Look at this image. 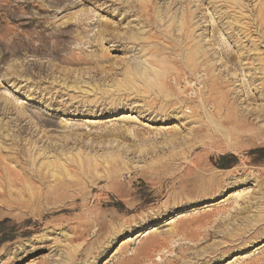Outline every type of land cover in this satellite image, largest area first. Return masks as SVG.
<instances>
[{"label": "rangeland", "instance_id": "obj_1", "mask_svg": "<svg viewBox=\"0 0 264 264\" xmlns=\"http://www.w3.org/2000/svg\"><path fill=\"white\" fill-rule=\"evenodd\" d=\"M128 1L0 0V264L264 258L257 2Z\"/></svg>", "mask_w": 264, "mask_h": 264}, {"label": "bare ground", "instance_id": "obj_2", "mask_svg": "<svg viewBox=\"0 0 264 264\" xmlns=\"http://www.w3.org/2000/svg\"><path fill=\"white\" fill-rule=\"evenodd\" d=\"M128 1V0H127ZM137 1L138 0H131V2H132V4H131V2L129 3V1H128V3H129V6L130 7H132L133 8V5L135 4V3H137ZM216 1V0H215ZM242 1V0H241ZM256 2H257V8H258V19H257V21L259 22V23H262V22H264V0H255ZM239 0H218V3H221V5L223 4L224 6H228L229 7V9H235V8H240V6H239V3H241V2H239ZM149 3H150V5H152V3H154V0H153V2H151V1H149ZM211 3V2H210ZM217 3V2H216ZM241 9V8H240ZM155 11V10H154ZM184 14V13H183ZM137 15V14H136ZM180 16H181V14H179ZM192 16V15H191ZM139 19H143V20H148L149 21V19L150 20H153V21H155V20H158L159 18H160V15L159 14H157V13H155L154 12V14H152V15H150V16H147V15H144V14H138V16H137ZM183 17V16H182ZM222 17H224V16H220V18H222ZM232 17V16H231ZM178 18V17H177ZM184 18H185V16H184ZM170 19V18H169ZM235 19V18H234ZM160 20V19H159ZM236 20V19H235ZM238 20V19H237ZM222 22V21H221ZM229 22V21H228ZM230 22H233L234 23V21H230ZM229 22V23H230ZM238 22V21H237ZM240 23V22H239ZM225 24V23H224ZM236 25H238V24H236ZM232 26V25H231ZM244 27V26H243ZM128 28V27H127ZM227 28V27H226ZM226 28L224 29L225 30V32H226ZM247 28V27H246ZM264 28V27H263ZM222 29V28H221ZM238 29V28H237ZM104 30H106V29H103V31L101 32V34L103 33V32H106V31H104ZM133 30H134V28H133ZM228 30V29H227ZM235 31V30H234ZM237 31V30H236ZM239 31V30H238ZM241 32V31H240ZM233 33V32H232ZM238 33V32H237ZM133 34V33H132ZM246 34V33H245ZM120 34H118V36H119ZM138 35H139V33H138ZM109 36H111L112 37V39L113 38H116L117 36L114 34V33H110L109 34ZM125 36H127V35H125ZM135 35H131V40H133L135 37H134ZM232 36V35H231ZM244 36V35H243ZM124 37V36H123ZM126 38V37H125ZM235 38V37H234ZM112 41V40H111ZM124 44V43H123ZM240 58V57H239ZM240 61H241V59H240ZM242 62V61H241ZM240 65H242L241 63H240ZM244 65H245V63H244ZM141 72V69L138 67V66H134V67H132L131 68V73H133V74H139ZM129 74H131L130 72H128ZM155 73V72H154ZM231 78H233V77H231ZM171 79V78H170ZM133 81V80H132ZM158 81V80H157ZM172 81H173V79H172ZM174 83V82H173ZM187 84L189 83V82H186ZM127 84V83H126ZM243 84V83H242ZM183 91V90H182ZM191 94V93H190ZM189 94V95H190ZM194 94V93H193ZM189 98V97H188ZM207 117L209 118V116L207 115ZM210 124V123H209ZM248 232V231H247ZM168 233V232H167ZM227 234V233H226ZM238 234V233H237ZM244 234V233H243ZM247 234V233H246ZM175 235V234H174ZM178 235V234H177ZM200 237V236H199ZM227 238V237H226ZM172 239V238H171ZM161 240V239H160ZM242 240H244V239H242ZM241 241V240H240ZM242 242V241H241ZM192 244V243H191ZM237 245V244H236ZM178 246V245H177ZM193 246V245H192ZM234 248V247H233ZM231 248H230V246H227V247H225V249L223 250V253L224 252H228L229 250H230ZM217 250H215L214 252H216ZM220 251V250H219ZM220 253V252H219ZM160 254V253H159ZM226 254V253H225ZM183 255V254H182ZM167 256V255H166ZM179 258V257H178ZM258 258V257H257ZM256 258V260H253L252 262H250V264H264V258H261L260 257V259H257ZM162 259V258H161ZM175 261V260H174ZM161 262V261H160ZM177 263V262H176ZM248 263V262H247Z\"/></svg>", "mask_w": 264, "mask_h": 264}]
</instances>
